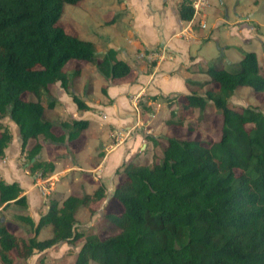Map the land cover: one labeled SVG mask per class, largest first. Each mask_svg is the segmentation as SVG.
Masks as SVG:
<instances>
[{"label": "trees", "instance_id": "trees-1", "mask_svg": "<svg viewBox=\"0 0 264 264\" xmlns=\"http://www.w3.org/2000/svg\"><path fill=\"white\" fill-rule=\"evenodd\" d=\"M84 1L0 0V120L9 117L18 126L29 170L43 178L55 171V164L38 159L43 148L40 138L61 145L77 140L88 127L86 121L69 120L60 125L64 133L56 135L54 125L43 117L41 98L56 83L79 110L89 109L70 90L65 66L72 61L90 64L112 81L132 72L114 50L99 54L94 43L60 24L66 4L79 7ZM179 12L182 21H190L191 2L184 0ZM238 66L232 72L209 68L208 81L198 84L200 89L208 88L179 101L187 116L211 104L223 121L219 141L205 145L168 138L159 162L128 163L118 170L123 179L112 199L122 212L106 216L118 227L117 234L101 239L94 233L76 232L78 209L103 199L101 187L93 195H71L61 203L51 200L37 224L27 214H16L15 220L33 235L27 239L0 224V263L14 264V253L27 260L83 240L74 264H264V113L230 104L243 87L260 94L264 102V68L255 52L245 53ZM28 94L37 102L26 100ZM144 109L152 112L151 107ZM175 116L172 112L167 124L182 126ZM29 140L36 144L25 152ZM11 141L9 127L0 122V158ZM22 193L18 183L0 180V206L13 203L26 210ZM47 227L52 235L38 239Z\"/></svg>", "mask_w": 264, "mask_h": 264}, {"label": "crops", "instance_id": "crops-1", "mask_svg": "<svg viewBox=\"0 0 264 264\" xmlns=\"http://www.w3.org/2000/svg\"><path fill=\"white\" fill-rule=\"evenodd\" d=\"M104 1H96V8L84 12L82 33H88L85 40L94 43L99 54L114 50L117 59L129 64L132 72L125 79L112 81L101 76L94 66L88 68L91 65L83 63L87 65L85 69L78 68L74 74L79 71L75 75L82 79V84L77 90L85 97L76 95L71 83L72 93L89 107L83 111L60 83L49 87L41 98L45 107L43 117L54 125L56 135L64 133L60 126L63 122H88L87 129L75 141L56 145L40 138L43 148L38 159L55 164L50 176L36 178L40 173L30 172L29 166L23 164L26 155L18 126L9 117L0 120L12 135L4 157L0 158V180L19 184L28 201L27 215L34 222H39L48 211V190L67 198L77 195L68 194L76 183L89 195L90 190L105 183L113 191L123 179L117 172L124 164L153 165L155 157L159 162L167 147L166 138L175 133L170 132L172 127L167 124L172 112L182 117L181 98L202 94L208 88L200 89L198 84L208 81L209 68L227 70L225 65H239L249 52H255L260 62L263 60L258 51L264 55V21H258L252 9L246 15L239 3L234 14H227L219 8L220 4L225 6V0H200L198 10L197 0H189L194 15L190 21H182L179 10L184 0H110L108 4ZM258 5L255 0V7ZM210 9L214 10L213 22L207 20ZM73 62L65 66V72ZM25 98L37 102L31 94ZM49 104L52 106L48 107ZM145 106L151 107L152 112H146ZM69 109L72 116H66ZM208 109L215 111L211 104ZM55 124H59L57 129ZM35 144L36 140H29L25 152ZM14 207L11 203L5 210ZM4 208L5 205L0 206V213ZM5 219L7 216H2L0 224Z\"/></svg>", "mask_w": 264, "mask_h": 264}, {"label": "rangeland", "instance_id": "rangeland-1", "mask_svg": "<svg viewBox=\"0 0 264 264\" xmlns=\"http://www.w3.org/2000/svg\"><path fill=\"white\" fill-rule=\"evenodd\" d=\"M96 1L98 0H88L85 5H81L79 7L66 4L64 6V11L60 20V24L67 30V32L73 35H78L79 37H81V39L85 40L86 37H88V33L87 32L82 33V29L84 28L83 27L84 25L82 24L85 19L84 15L85 13L89 12L90 9L92 10V8H96L94 6ZM225 1H226L225 6H222V4H220L219 2L217 4V6H219L220 4L219 8L225 13L227 12V14H234V8H236L237 3H239L238 4L239 8L242 9L244 13H246V15L247 13H249L248 11L252 9L254 15H256L257 17L256 19H258V21L260 20L264 21V0H258L259 5L257 7H255V0H225ZM104 2L108 4L110 0L107 1L105 0ZM213 12L214 10L212 9H210L208 12L207 20H209V22H213L215 20V15ZM89 17H91L90 14ZM107 31H109V29ZM92 33H94V31H91V34ZM258 54L261 56L260 58L263 59L261 61V64L262 67L264 68V55L262 54V51H260V49L258 51ZM73 63L68 67H66L67 70L66 72L69 76L70 90L72 88L71 87V83H72L74 87L73 90L75 91L76 95H79L80 91H78L79 90L78 86L82 84V79H77L76 77L77 75L74 74V71L77 70L78 68H80L81 70L85 69V66L87 65L78 62H73ZM225 67H227V70L231 72L239 68L238 65L236 66L225 65ZM88 68H93V67L91 65ZM83 83H85V81H83ZM96 86L97 84L95 85V87ZM61 90L63 91V89ZM80 94L82 98L85 97L84 93H80ZM65 95L68 97L66 93ZM234 95L235 96L233 97L230 103L233 108L242 109L247 107H255L264 113L263 97L260 94L252 91V89L248 87H243L238 89ZM72 104L73 106H76L75 103ZM70 111L71 109L65 111L66 116H72ZM75 113L76 115H79L80 112L75 109ZM179 115L182 117L179 118L176 115L174 119L181 120L183 125L180 127L171 126L172 128H169V130L172 131L170 132H175V133L170 134L169 138H178L181 140H196L204 143L205 145H210L220 140L222 135L223 121H222V117L219 114H217L215 111H211L207 108L204 111L197 110L192 116L191 115L187 116L186 114L183 113V111L179 112ZM55 127L57 129V127H59V124H55ZM162 144H164V142ZM155 158H154V162H156ZM23 164L29 166L26 160V156L24 157ZM35 176L36 178L42 177L41 174ZM116 183L117 181L116 182L114 181V185ZM101 187L104 189L103 199L101 200L94 199L90 205L83 206L78 209L76 213V219H77L76 232H85V233L90 232L97 234L101 239H106L109 236H113L118 233V227L115 226L114 224H111L107 220L106 218L107 214L114 213L119 215L122 212V208L114 199H111L112 194L114 193L115 190L109 191L110 189L108 190L109 187H107L105 183L98 184L96 189L90 190V195H93ZM70 193H76L78 197H83L84 195H87L89 192H87L85 188H82V186L81 188H79L78 184L76 183L74 184L72 190L68 192V194ZM65 195H67V193ZM46 198L48 200L47 203L48 206L50 205L51 200H56L61 203L63 202L64 199H66L64 195L62 197L57 196L55 195V193H52L50 190H48ZM5 209L0 213V218L2 216H7V219H5L3 222H5V224L8 225V227L11 228V230H13L17 236L24 237L26 239L29 236H31L32 234L31 235L29 234L28 227L25 224L20 223L17 220H14V216L16 214L25 213L29 215L28 208L26 210H23L18 206H16L12 210L11 209L5 210ZM4 213L5 215H3ZM37 222L38 221H36L35 223ZM51 235H52V231L50 227L43 228L40 231V234L38 235V239L43 240L45 238H49ZM82 244H83V240H80L75 243H64L55 249H50L43 253H36L34 256H32L27 260L18 258L17 253H14L12 258L14 264H74L77 253L79 252ZM90 264H97V263L91 262Z\"/></svg>", "mask_w": 264, "mask_h": 264}, {"label": "built area", "instance_id": "built-area-1", "mask_svg": "<svg viewBox=\"0 0 264 264\" xmlns=\"http://www.w3.org/2000/svg\"><path fill=\"white\" fill-rule=\"evenodd\" d=\"M201 2H200V0H197L196 1V3H195V8L198 10V9H200L201 8Z\"/></svg>", "mask_w": 264, "mask_h": 264}, {"label": "clouds", "instance_id": "clouds-1", "mask_svg": "<svg viewBox=\"0 0 264 264\" xmlns=\"http://www.w3.org/2000/svg\"><path fill=\"white\" fill-rule=\"evenodd\" d=\"M113 195V194H112Z\"/></svg>", "mask_w": 264, "mask_h": 264}]
</instances>
